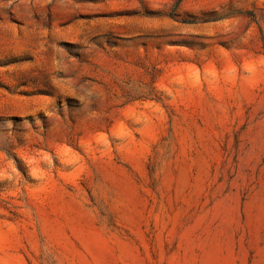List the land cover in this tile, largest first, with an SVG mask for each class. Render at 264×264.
<instances>
[{
  "label": "rangeland",
  "instance_id": "rangeland-1",
  "mask_svg": "<svg viewBox=\"0 0 264 264\" xmlns=\"http://www.w3.org/2000/svg\"><path fill=\"white\" fill-rule=\"evenodd\" d=\"M0 264H264V0H0Z\"/></svg>",
  "mask_w": 264,
  "mask_h": 264
},
{
  "label": "bare ground",
  "instance_id": "bare-ground-1",
  "mask_svg": "<svg viewBox=\"0 0 264 264\" xmlns=\"http://www.w3.org/2000/svg\"><path fill=\"white\" fill-rule=\"evenodd\" d=\"M110 176H111L113 182H115V183H117L118 185H120V187H121L123 193H124L125 195H128V194H129V188H128L127 186H123V185H121V184L119 183V181H118V177H116L114 174L110 173Z\"/></svg>",
  "mask_w": 264,
  "mask_h": 264
},
{
  "label": "trees",
  "instance_id": "trees-1",
  "mask_svg": "<svg viewBox=\"0 0 264 264\" xmlns=\"http://www.w3.org/2000/svg\"><path fill=\"white\" fill-rule=\"evenodd\" d=\"M180 1V0H179Z\"/></svg>",
  "mask_w": 264,
  "mask_h": 264
}]
</instances>
